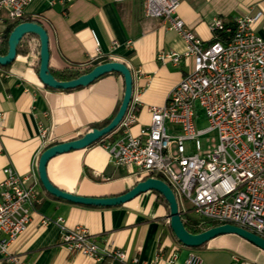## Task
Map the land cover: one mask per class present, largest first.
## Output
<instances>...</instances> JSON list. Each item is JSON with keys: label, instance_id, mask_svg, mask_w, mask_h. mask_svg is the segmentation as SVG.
<instances>
[{"label": "crops", "instance_id": "0c3cea01", "mask_svg": "<svg viewBox=\"0 0 264 264\" xmlns=\"http://www.w3.org/2000/svg\"><path fill=\"white\" fill-rule=\"evenodd\" d=\"M178 1L177 15L204 46L212 43L209 23L215 17L231 28L237 19L254 18L250 29L264 39V0ZM24 17L47 32L53 76L83 72L99 60L119 61L129 68L133 76L131 105L138 108L131 128L134 134L149 125L150 106H162L170 90L192 69L191 60L174 64L159 59L160 54H182L185 43L161 20L145 18L142 0H72L68 4L32 0ZM9 23L6 13L0 12V35ZM30 39L28 53L20 52L10 65L0 66V184L3 169L10 167L19 176H29L25 187L38 194L28 228L10 246V252L27 264H97L81 254L68 253L59 242L57 226H41L42 218L61 217L69 228H85L100 247L122 250L127 257L124 264H132L133 259L151 263L157 254L162 256L157 264H184L190 251L200 256L202 264H230L232 256L223 251L228 246L222 238L196 250L181 245L169 228V210L155 192L142 193L116 207H89L57 199L43 189L37 172L41 153L110 119L122 100L124 83L120 74L110 73L70 91L48 88L37 75L38 41L33 36ZM41 130L46 131L44 138ZM120 133V129L115 131L117 136ZM107 143L97 142L49 160L51 183L64 192L94 198L131 189L145 175L136 167L112 165ZM240 254L249 264L255 261L249 252ZM0 264H6L1 254Z\"/></svg>", "mask_w": 264, "mask_h": 264}, {"label": "built area", "instance_id": "2783aa9c", "mask_svg": "<svg viewBox=\"0 0 264 264\" xmlns=\"http://www.w3.org/2000/svg\"><path fill=\"white\" fill-rule=\"evenodd\" d=\"M32 0H0V12L10 22L24 17ZM72 0H62L68 4ZM122 3L129 0H112ZM145 18L158 19L185 43L182 54H160L161 61H192V69L168 93L162 106H150V123L131 131L138 108H129L119 125L120 135L105 148L115 167H136L145 176L160 174L190 209L184 214L199 221L230 224L264 239V39L250 29L254 18H240L233 28L220 18L209 23L212 43L204 46L177 15L178 0H142ZM222 34H226L222 36ZM200 113L207 127L198 129ZM2 114H0L1 118ZM46 136V131H40ZM203 150L200 138L212 136ZM193 151L188 153V151ZM0 184V254L6 264H27L10 252L24 234L38 194L25 187L29 176L3 169ZM179 207V205H178ZM43 228L59 229V242L68 253L81 254L97 264H124L126 254L113 246L100 247L87 230L69 228L63 218L41 219ZM176 258L171 256V263ZM157 254L151 263L157 264ZM184 264H202L190 251ZM230 264H249L232 257Z\"/></svg>", "mask_w": 264, "mask_h": 264}, {"label": "water", "instance_id": "95a60500", "mask_svg": "<svg viewBox=\"0 0 264 264\" xmlns=\"http://www.w3.org/2000/svg\"><path fill=\"white\" fill-rule=\"evenodd\" d=\"M27 35L35 37L38 41L39 63L37 75L40 82L48 88L54 90H70L86 87L98 78L110 73L120 74L124 83L123 96L118 110L106 126L102 128H92L74 140L53 144L41 153L37 165L38 178L43 189L49 195L57 199L83 206L116 207L131 201L142 193L149 191L155 192L161 195L167 203L169 210V228L176 240L184 247L197 249L218 236L234 234L264 251V239L247 230L230 224L218 225L198 234L189 233L183 225L178 202L174 192L167 183L154 177H149L137 182L131 189L123 194L104 198L74 195L64 192L54 186L47 175V163L49 160L57 155L85 149L96 143L102 137L116 130L122 122L132 101L133 76L129 68L124 63L119 61H108L92 67L88 72L83 73L74 79L65 81L57 80L49 70L50 53L47 32L38 22L35 21L21 22L13 28L7 38V52L5 55H0L1 67L8 66L15 60L18 45Z\"/></svg>", "mask_w": 264, "mask_h": 264}, {"label": "trees", "instance_id": "16d2710c", "mask_svg": "<svg viewBox=\"0 0 264 264\" xmlns=\"http://www.w3.org/2000/svg\"><path fill=\"white\" fill-rule=\"evenodd\" d=\"M32 21L30 18H21L17 21H14V22H10L6 28L4 29V31L2 32V34L0 35V55H5L6 52H7V38L9 36V34L11 33V31L13 30V28L21 23V22H30ZM226 34H222V36H225ZM25 37H30V35H27ZM31 48V45H30V42L29 40H26L24 41V38L20 41L19 45H18V48H17V54L18 53H28L29 50ZM38 51H39V47H38ZM105 62H108V60H99V61H95L93 63V66H96L98 64H101V63H105ZM7 67V66H5ZM91 68L83 71V72H79V71H75V72H71L69 74H64V75H61V76H54L57 80H61V81H65V80H70V79H74L76 78L77 76L83 74V73H86L90 70ZM37 70H38V66H37ZM108 75V74H106ZM105 76V75H104ZM77 89V88H76ZM70 90H74V89H70ZM70 90H65V91H70ZM119 107V106H118ZM118 110V108H117ZM117 110L115 111V113L113 114V116L102 122L101 124H98L96 126H94V128H102L104 126H106L111 120L112 118L115 116ZM119 128H117L116 130H118ZM114 130L113 132H111L110 134L102 137L101 139H99L97 142H104V141H108L110 143L114 142L116 140V138L119 136H117L115 134V131ZM96 142V143H97ZM149 177H154V178H157V179H160V180H163L165 183H167V181L165 180V178L163 176H161L160 174H150V175H147V176H144V179L146 178H149ZM168 184V183H167ZM157 198L159 200H161L165 206L168 208V205L167 203L165 202V200L163 199V197L161 195H159L158 193H155ZM179 212L181 214V219H182V222H183V225L185 227V229L191 233V234H198V233H201L209 228H212V227H215V226H218L220 224L218 223H215V222H209V221H199L198 219L192 217L190 214H183L182 213V210L181 208L179 207ZM205 245V244H204ZM203 245V246H204ZM202 246V247H203ZM199 249V248H197ZM193 250H196V249H193Z\"/></svg>", "mask_w": 264, "mask_h": 264}, {"label": "rangeland", "instance_id": "374dc122", "mask_svg": "<svg viewBox=\"0 0 264 264\" xmlns=\"http://www.w3.org/2000/svg\"><path fill=\"white\" fill-rule=\"evenodd\" d=\"M31 40L30 37H24V41L26 40ZM196 127L198 129H203L207 127V119L205 117V115L203 113H200L199 115V119L196 121ZM214 137L212 136H206L203 138H200V143L202 145V149H208L207 146L213 141L214 144ZM193 151H188V153H192ZM176 199L178 202V205L181 209L187 211L190 209L189 204L182 199L181 197H179L178 194H176ZM192 217H195L194 215H191ZM224 245H227L228 248L227 249H223V251H226L229 253L230 256L238 258L241 261H247L243 258V256H241V252L242 253H248L251 254V257L255 258L254 262H250V264H254L255 262L258 264L264 263V255H262L264 253V251L260 250L259 248H257L256 246H254L253 244H251L250 242L234 235V234H227V235H221L218 236ZM216 237V238H218ZM197 252L199 254L203 253L201 250H197ZM260 253H262L260 255ZM202 255V254H201Z\"/></svg>", "mask_w": 264, "mask_h": 264}]
</instances>
